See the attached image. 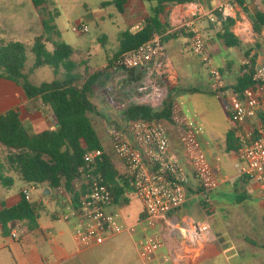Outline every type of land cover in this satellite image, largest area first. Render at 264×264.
Wrapping results in <instances>:
<instances>
[{"label": "crops", "instance_id": "0c3cea01", "mask_svg": "<svg viewBox=\"0 0 264 264\" xmlns=\"http://www.w3.org/2000/svg\"><path fill=\"white\" fill-rule=\"evenodd\" d=\"M129 1L121 13L125 19L116 40V50L106 54L107 62L118 49L120 33L128 29L131 33L136 32V27H142L148 16L145 7L129 6ZM229 2L234 5V11L232 15L225 16L221 11ZM110 4L116 7L113 1L106 6ZM192 11L198 12L195 25L207 39L214 65L226 82L227 88L222 96L211 91L207 71L190 51V34L185 25ZM257 14H264V0H192L167 9L166 18L170 28L163 40L167 51L163 76L170 84L169 98L181 103L188 120L200 131L202 148L219 181V186L209 193L208 199L204 198L193 175L192 165L183 153L175 127L166 121L172 154L189 173L186 201L179 210L169 214L168 219L173 226L190 222L209 223L211 232L203 244L188 246L165 219L154 227H148L142 222L144 210L140 201L136 198L139 203L137 207L131 199L127 201L130 195H134L132 190L126 194L125 200L113 203L107 211L127 225L135 226V231L107 234L102 243L81 241L82 224L75 215L76 207L70 197L50 190L47 184H38L32 189L36 191L34 196L29 192V201L39 205L38 228L30 229L26 222H19L5 236L0 224V264H210L219 254L225 264H264V193L257 183L238 174L235 152L226 151L227 134L232 132L242 144L247 127L238 129L232 123L225 102L230 103L236 97L241 66L249 57L257 56L255 70L264 64V26L261 34L254 31ZM228 18L234 21L229 33L240 41V46L226 44L225 39L231 40L226 36L224 27ZM179 30L183 33L170 36L171 32ZM0 31V37L7 42L31 45L44 32L42 17L31 0H0ZM46 48L49 52L54 49L50 50L47 44ZM115 77L114 82L110 83L113 89L109 87V90L121 102L111 101L110 104H117L122 110L123 105L134 102L136 86L124 82L127 78L123 70H118ZM259 91L264 94V84ZM10 109H18L30 134L58 128L49 106L39 100L28 99L14 82L0 79V114ZM117 117L106 122L109 125L116 120L124 128L126 121H123L121 112ZM102 123L109 137L107 123ZM104 147L119 173L124 175V165L113 153L111 140L109 146ZM1 149L5 148L0 145ZM1 163L5 165L6 175L13 177L14 185H0V211L19 204L22 190L27 187L15 168L7 165L5 159ZM81 185L77 183L76 189L79 190ZM62 216L67 218L63 219ZM13 231L16 233L14 237ZM150 235L159 236L164 246L148 259H142L138 244ZM241 253L245 254L244 258Z\"/></svg>", "mask_w": 264, "mask_h": 264}, {"label": "built area", "instance_id": "2783aa9c", "mask_svg": "<svg viewBox=\"0 0 264 264\" xmlns=\"http://www.w3.org/2000/svg\"><path fill=\"white\" fill-rule=\"evenodd\" d=\"M233 11L234 5L229 2L221 12L229 16ZM197 16V11L190 12L185 25L190 34L188 45L207 71L211 91L222 96L227 85L214 65L207 39L195 25ZM211 20L214 21L213 18ZM140 28L136 27L137 30ZM89 29L85 22L72 28L77 34H85ZM166 58L167 51L162 37L155 35L150 41L121 54L115 60V71L139 68L144 70V77L136 87L134 102L137 105L159 110L168 100L170 84L163 76ZM252 80L255 87L237 93L230 103L225 102V109L238 129L247 127L246 138L235 153L238 174L257 183L264 193V94L259 91V87L264 84V64L255 70ZM169 111L170 123L175 127L183 153L192 165L193 175L204 198L208 199L209 193L219 186V181L202 148L200 131L188 120L180 102L172 100ZM108 134L113 153L124 165V175L129 187L143 206L142 222L148 227H154L161 219H165L173 226L168 215L184 205L189 173L172 154L171 139L165 123L157 119H130L124 128L109 124ZM105 154L104 150H95L87 152L83 157L85 167L81 173L88 192L82 197L81 204L75 211L82 224L83 233L79 238L81 241L102 243L107 234H119L127 230L133 232L136 228L107 211L114 203L112 192L105 184L102 173L96 170ZM34 187L27 186L22 190L27 200L30 189ZM57 192L59 195L66 194L64 189ZM173 229L190 247L203 244L211 232L207 222L176 224ZM12 235L14 237L16 233ZM138 245L140 257L148 259L164 246V241L157 235H150L139 241Z\"/></svg>", "mask_w": 264, "mask_h": 264}, {"label": "trees", "instance_id": "16d2710c", "mask_svg": "<svg viewBox=\"0 0 264 264\" xmlns=\"http://www.w3.org/2000/svg\"><path fill=\"white\" fill-rule=\"evenodd\" d=\"M151 4L150 13L145 18L141 29L131 33L129 29L120 33L119 46L112 59H109L105 68L90 72L87 68H79L86 63H77L73 59L74 51L65 42L60 40V34L54 25L59 12L50 10V0H31L42 17L44 32L35 38L33 44L21 42L0 43V79L14 82L24 91L30 100H39L49 106L58 122V128L47 130L39 134H30L24 126L18 109H10L0 114V145L7 152L6 164L20 174L27 186L47 184L50 190L64 189L66 194L78 209L82 197L88 192L81 170L85 167L84 155L95 150H105L89 114L93 111L94 98L97 92H103L114 82L117 71L113 70L115 60L123 53L136 49L150 41L155 35H160L162 41L170 26L167 22V9L175 4H183L192 0H143ZM119 13L124 12L127 0H113ZM254 22V31L261 34L264 26V14H257ZM234 21L226 19L224 27L228 46H240L230 32ZM1 32V31H0ZM183 31H174L170 36H177ZM58 37L53 41V51L49 52L46 43L52 35ZM27 53L34 55V63L27 71ZM257 56L248 58L241 66L236 90L238 93L246 88L255 87L252 76L255 72ZM43 66L53 69L54 79L50 82L33 84L30 75ZM125 83H140L144 77V70H123ZM135 87V88H136ZM113 89V87H112ZM120 97V95H119ZM105 102H121L108 91L103 95ZM171 99L165 102L162 109L154 110L147 106H139L135 102L123 105L121 116L123 121L143 118L157 119L162 122L170 121ZM110 122V121H108ZM112 123V122H111ZM118 128H123L114 120ZM241 147L239 140L229 132L226 137V151L237 152ZM5 165L0 163V185L12 187L13 177L6 175ZM97 171L103 175L105 184L112 192L113 202H122L126 194L131 191L125 175H121L115 167L111 157L105 154L99 162ZM80 182V189L76 184ZM39 205L30 202L22 194V200L12 208H3L0 211V224L3 234L9 235L19 222H26L30 229L38 228Z\"/></svg>", "mask_w": 264, "mask_h": 264}, {"label": "rangeland", "instance_id": "374dc122", "mask_svg": "<svg viewBox=\"0 0 264 264\" xmlns=\"http://www.w3.org/2000/svg\"><path fill=\"white\" fill-rule=\"evenodd\" d=\"M113 0H50V10L53 12L58 10L59 16L55 19L54 25L56 30L60 33L61 40L69 45L74 51L73 59L81 64L86 63L85 66L80 67L82 72L87 68L90 72L105 68L107 60L106 54L116 50V40L119 31L123 29L122 20L125 19L123 14L119 13L113 4L106 6L108 2L112 3ZM129 6L142 5L146 9L145 14L150 13L151 4L148 2H141L138 0H130ZM112 16V18H108ZM106 18L105 20H102ZM81 22L89 25V32L85 34H77L73 32L72 28ZM58 39L56 35L51 36V40L46 43L48 48H53V41ZM6 41L5 38L0 37V43ZM34 62V55L27 53V71ZM54 79L53 70L49 66L37 68L34 73L30 75V81L33 84H40L43 82H50ZM110 91L109 89L105 90ZM103 92H97L94 98L93 111L89 114L92 119V124L96 129L100 140L104 146H109L110 140L104 131V124L102 121H110L116 118L121 112L117 104L109 105L105 102ZM119 119V117H117ZM108 126V123L106 124ZM8 155L7 150H0V163L6 160ZM8 172V170H7ZM30 194H36L35 190L30 189ZM135 195V194H134ZM130 195L127 201L132 200V204L136 207L139 206L137 197ZM232 196H229L231 198ZM232 199V198H231ZM215 260L210 264H225L224 258L219 254ZM242 258L245 254L241 253Z\"/></svg>", "mask_w": 264, "mask_h": 264}, {"label": "water", "instance_id": "95a60500", "mask_svg": "<svg viewBox=\"0 0 264 264\" xmlns=\"http://www.w3.org/2000/svg\"><path fill=\"white\" fill-rule=\"evenodd\" d=\"M46 192H47V193L49 192V191H48V189H47V191H46Z\"/></svg>", "mask_w": 264, "mask_h": 264}]
</instances>
